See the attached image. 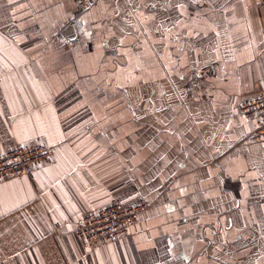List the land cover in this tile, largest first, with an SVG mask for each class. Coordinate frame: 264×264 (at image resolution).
I'll return each mask as SVG.
<instances>
[{"label": "crops", "instance_id": "crops-1", "mask_svg": "<svg viewBox=\"0 0 264 264\" xmlns=\"http://www.w3.org/2000/svg\"><path fill=\"white\" fill-rule=\"evenodd\" d=\"M264 0H0V264H264ZM115 241L75 233L113 199Z\"/></svg>", "mask_w": 264, "mask_h": 264}, {"label": "built area", "instance_id": "built-area-1", "mask_svg": "<svg viewBox=\"0 0 264 264\" xmlns=\"http://www.w3.org/2000/svg\"><path fill=\"white\" fill-rule=\"evenodd\" d=\"M240 110L243 116L255 120L249 141L264 144V91L242 101ZM52 154V147L46 143H13L7 150L0 151V182L15 176H31L34 169ZM149 207L146 201L126 203L115 198L106 206L86 213L75 232L90 244L118 240Z\"/></svg>", "mask_w": 264, "mask_h": 264}, {"label": "rangeland", "instance_id": "rangeland-1", "mask_svg": "<svg viewBox=\"0 0 264 264\" xmlns=\"http://www.w3.org/2000/svg\"><path fill=\"white\" fill-rule=\"evenodd\" d=\"M104 207V206H103ZM85 215V214H84ZM84 215L82 216V218L84 217ZM82 218H81V220H82ZM81 220H80V222H81ZM80 222H79V224H80ZM76 233V232H75ZM77 234V233H76ZM78 235V234H77Z\"/></svg>", "mask_w": 264, "mask_h": 264}]
</instances>
